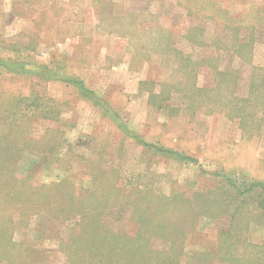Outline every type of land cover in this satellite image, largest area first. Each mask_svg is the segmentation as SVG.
I'll return each mask as SVG.
<instances>
[{
  "label": "rangeland",
  "instance_id": "rangeland-1",
  "mask_svg": "<svg viewBox=\"0 0 264 264\" xmlns=\"http://www.w3.org/2000/svg\"><path fill=\"white\" fill-rule=\"evenodd\" d=\"M262 80L264 0H0V264H72L76 234L105 264L142 227L143 264H261Z\"/></svg>",
  "mask_w": 264,
  "mask_h": 264
},
{
  "label": "trees",
  "instance_id": "trees-1",
  "mask_svg": "<svg viewBox=\"0 0 264 264\" xmlns=\"http://www.w3.org/2000/svg\"><path fill=\"white\" fill-rule=\"evenodd\" d=\"M16 63H13V64H7V67L10 68V69H14V70H20V66L17 65V69L15 68L16 67ZM23 71H24V68H23ZM25 73V72H23ZM77 82V81H75ZM261 84L264 85V82L263 80L261 81ZM82 89H84L82 87ZM5 157H3L4 159V162L9 160V161H12L13 159H15L16 157H18V155H10V154H6L4 155ZM2 158V157H1ZM23 159V157L19 158L17 161L18 163L21 162V160ZM12 165V164H11ZM67 178H64V177H60V179H54L50 182H42V181H38L37 184H33L31 186H29V188L33 191V190H37L38 193L36 194L37 197L36 199L37 200H43L42 198L44 197V192H45V200L44 202L47 203H51L52 201H58V196H59V192L61 191V187H60V183L59 182H63V180L66 181ZM3 180V181H2ZM56 180V181H55ZM1 183H7L6 181V177H2L1 178ZM255 185L261 187V189H264V184L263 182H253V183H250L248 184V186L246 187L247 188H252L254 187ZM20 187H18L17 189L18 190H11V193L14 192V194H18V192H23L26 190V188H23V189H19ZM248 189V190H249ZM54 191H55V194H54ZM0 192H1V186H0ZM68 192V195L70 196H73L74 193L71 189V187H69V191ZM19 195H24L23 193H19ZM77 195V194H76ZM94 195V194H93ZM90 197L89 200H92L94 201V199H96V197ZM18 196V195H16ZM39 196V197H38ZM83 203L85 201H82ZM60 205V204H59ZM57 206L60 207V206ZM76 206V205H74ZM50 210H52V206L50 205L49 206ZM63 208V207H62ZM60 208V209H62ZM55 209V208H54ZM63 210V209H62ZM61 210V211H62ZM161 209H157V215L160 212ZM142 218L143 216L140 215ZM142 225H144V223H146V227H151V224L153 225V228H155L160 234V232H162L163 230L167 229V225L162 223L161 221H158V222H152V219L149 218V219H144L141 221ZM148 223V224H147ZM2 225V226H1ZM4 226L3 224H0V229H2ZM152 228V227H151ZM142 229V232H140V235L137 234L133 237H130L127 241L124 240L125 242H116L115 244V251H116V254H115V257L114 258H111V256L109 255V252H111L110 250L106 251L104 256L106 257L105 260H107L105 262V264H108V263H114V264H143V260L142 258H144V256H146L147 260H149V256L146 255L148 253V243H149V240L151 238V235H148L146 237L144 236H141L142 233H143V227L141 228ZM179 235H181V238L177 237V236H174L173 238H169L171 240H168L167 238H161V236H155L157 238H161L164 240L165 243H167L168 245H173L175 246V242L180 244L181 246L184 245L182 242L185 238H187V236L185 237L183 235V233L180 231L177 232ZM176 233V235H177ZM0 234H1V231H0ZM103 236V235H102ZM74 242V243H73ZM70 243H73V245H76L79 249H82L81 252H78L75 253L77 254L78 256L76 257V259L74 258V260L77 262H73L72 264H79V261H81L83 258H85L86 260L88 258L91 259V257H93L95 255V253L93 251L90 250V242L89 240H86L84 239V235H79V234H76L75 237H67V239L65 241L62 242L63 246L66 244V245H69ZM119 243V244H118ZM251 245V244H250ZM263 245V244H262ZM257 246H260L259 244ZM233 248L232 245L230 244V246L227 247V252H229V249ZM113 249V248H112ZM225 250H226V247H225ZM68 255H74L73 252L70 254L69 252H67ZM215 254V251L213 250H207L206 251V254H210L212 257H215L219 260H221V262H227L228 264H231L230 261H233V258L231 256H227L225 258H221L219 255L216 254V256L214 255ZM258 254H261V255H258ZM243 259L246 260V259H249L250 262H259L261 264H264V251L262 250H257L255 253H254V250H249L248 252H246V254L243 255ZM98 264H101V261H97ZM163 260L162 259H159V260H155V262L153 264H163Z\"/></svg>",
  "mask_w": 264,
  "mask_h": 264
}]
</instances>
